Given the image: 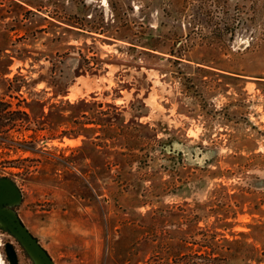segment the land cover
<instances>
[{"label":"rangeland","instance_id":"1","mask_svg":"<svg viewBox=\"0 0 264 264\" xmlns=\"http://www.w3.org/2000/svg\"><path fill=\"white\" fill-rule=\"evenodd\" d=\"M0 101V207L54 257L94 213L60 264H264V0H0ZM0 264H41L1 216Z\"/></svg>","mask_w":264,"mask_h":264},{"label":"crops","instance_id":"2","mask_svg":"<svg viewBox=\"0 0 264 264\" xmlns=\"http://www.w3.org/2000/svg\"><path fill=\"white\" fill-rule=\"evenodd\" d=\"M65 208L62 214L57 215L55 218L52 217L48 222H45L46 227L43 228V235L51 236V241L56 247L59 256H62L63 252L69 251L71 248L82 251L81 255L88 252L98 253L101 248V238L94 235L97 232V230L93 229V224H96L94 213L92 212L93 219L90 220L92 221L90 223L87 221L86 215L82 217V214H74L75 210L78 209L75 204L65 205ZM73 215H75L76 218H74ZM23 226L46 252L51 263L60 264L59 256H51L47 247L37 240L35 233L31 232L26 225Z\"/></svg>","mask_w":264,"mask_h":264},{"label":"water","instance_id":"3","mask_svg":"<svg viewBox=\"0 0 264 264\" xmlns=\"http://www.w3.org/2000/svg\"><path fill=\"white\" fill-rule=\"evenodd\" d=\"M0 186V201L12 202L16 200L17 193L14 187H12L8 182H0ZM0 216L41 264H52L46 252L39 246L35 238L27 231V229L13 214L0 207Z\"/></svg>","mask_w":264,"mask_h":264},{"label":"trees","instance_id":"4","mask_svg":"<svg viewBox=\"0 0 264 264\" xmlns=\"http://www.w3.org/2000/svg\"><path fill=\"white\" fill-rule=\"evenodd\" d=\"M256 11H257V9L252 7V9H251L252 17L251 18H255ZM237 22H239V21H237ZM231 24H233V25H231V27L232 26L234 27V23H231ZM227 28H229V25H225V27L221 28L220 31L227 29ZM77 103L85 104V101H84V99H80L75 104H77ZM73 105H74V103H73ZM13 114H21V115L26 116L25 111L22 108H20L19 105H16V107L13 108V107H11V103L9 101H0V122H1V120H4V119L10 120L11 117L9 115H13ZM82 116L85 117L83 114H82ZM89 123H91V122L90 121H82V122H80L79 127L73 128V129H72V127L70 128L69 126H66V128L62 129L60 131V133L62 135H64V134L71 135V134L78 133L77 130H84L86 128V127H84L85 124H89ZM2 126L3 125L0 123V128ZM58 136H60V134Z\"/></svg>","mask_w":264,"mask_h":264}]
</instances>
